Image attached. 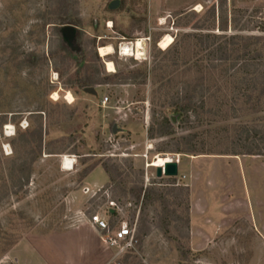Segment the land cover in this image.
I'll return each instance as SVG.
<instances>
[{"label":"rangeland","instance_id":"374dc122","mask_svg":"<svg viewBox=\"0 0 264 264\" xmlns=\"http://www.w3.org/2000/svg\"><path fill=\"white\" fill-rule=\"evenodd\" d=\"M72 1L78 41L59 28L61 0H0V264H264L232 205L264 199V157L245 155L264 150V0ZM257 38L262 60L241 71L233 50ZM140 39L144 59L122 56ZM222 43L224 63L210 55ZM106 46L115 52L103 58ZM85 76L97 95L79 88ZM163 117L174 134L150 139ZM162 155L179 160L177 178L147 169ZM106 164L118 167L105 187L123 210L110 222L136 226L139 240L113 261L88 222L106 201L85 192L107 182Z\"/></svg>","mask_w":264,"mask_h":264},{"label":"trees","instance_id":"16d2710c","mask_svg":"<svg viewBox=\"0 0 264 264\" xmlns=\"http://www.w3.org/2000/svg\"><path fill=\"white\" fill-rule=\"evenodd\" d=\"M61 3L64 5L65 7V11H64V14L65 17L61 20V23H60V26L59 28L60 29H63L65 27H74L76 29V35H75V40L78 41V39H81V37L83 36V32L81 30H79L80 26H79V22L76 23L72 16H71V9L68 8V5L67 3H72L74 4V1L72 0H61ZM58 28V27H57ZM222 29H224V25L222 26ZM219 37V38H217ZM221 36H216V39H220ZM236 40H239L238 37L236 36H232L229 40L230 43H233V44H237L236 43ZM248 40H251V41H246L244 43V45L238 49V50H233V52L235 53H240L237 55V60H241L242 61V64H241V71L244 70L246 67H250L251 64L254 65H257L256 62L262 60V56L260 54H258V52H253L252 50V47L253 46H256V45H259L260 42L262 41V39L260 38H257V39H248ZM255 42V43H254ZM228 43H222V44H219L218 46H216V49L215 50H210V55H216V58L219 59L220 61H222V63L224 62H228L230 61L231 59V56L228 54L229 50L227 48V45ZM238 45H240L238 43ZM80 51H81V46L78 45ZM65 51L66 53H68L65 49L63 50ZM243 55H242V54ZM256 54V55H254ZM233 60V59H232ZM261 78L263 81H264V71L262 72V74H260V77H257V79ZM97 82L91 77V76H85L84 78L80 79L77 84L79 86L80 89H86V88H89L90 86H92L93 84H96ZM256 82L254 81L253 85L255 84ZM262 95H264V88L262 90ZM67 103L68 104H73L75 99H74V96L71 94V93H68L67 95ZM191 105H186L185 106V110H186V115L188 112H190L192 109L190 107ZM158 125V128L157 130L155 128H152L148 131V135H149V138L150 139H154L156 135H159L161 137H165V136H172L174 134V127L170 121L169 118L167 117H163L162 120L157 124ZM245 155H249V156H263L264 157V150L263 152H259V153H255L253 151H249L248 153H246ZM103 169L104 171L106 172V174L109 176L110 178V183L113 184L115 181H116V176L115 174L118 172V167L113 165V166H109V165H104L103 166ZM134 195H136L137 199L140 201L141 200V195H142V192L143 190L142 189H139V190H133L132 191ZM146 197L144 198L143 200V205H148L149 201L153 202V200H151V194H153L152 191H148L146 193ZM150 197V198H149Z\"/></svg>","mask_w":264,"mask_h":264},{"label":"built area","instance_id":"2783aa9c","mask_svg":"<svg viewBox=\"0 0 264 264\" xmlns=\"http://www.w3.org/2000/svg\"><path fill=\"white\" fill-rule=\"evenodd\" d=\"M109 102V97H106L103 101V106H106ZM148 156L145 157L147 159ZM66 159L64 157L63 161ZM72 169L75 167L76 160H72ZM172 162L180 163L179 160L173 159ZM63 167V164H62ZM165 165L162 167L164 169ZM150 168L147 165V169ZM156 169V168H155ZM148 180V176H147ZM87 194L92 193V198H103L107 211L96 210L90 213L88 222L89 225L95 229L99 234L100 242L102 246L110 253V260L119 259L129 254H133L139 246V240L137 237L136 226H130L127 222L111 223L110 218L121 216L123 213L122 208L112 198L111 188L103 187L97 191L86 188ZM90 211V209H88Z\"/></svg>","mask_w":264,"mask_h":264},{"label":"crops","instance_id":"0c3cea01","mask_svg":"<svg viewBox=\"0 0 264 264\" xmlns=\"http://www.w3.org/2000/svg\"><path fill=\"white\" fill-rule=\"evenodd\" d=\"M243 166V165H242ZM244 167V166H243ZM245 168V167H244ZM104 170V169H103ZM106 173V172H105ZM108 176V175H107ZM90 178V177H89ZM88 178V179H89ZM86 185H87V188L90 189V190H93L91 189L90 185H89V181L87 180L86 181ZM110 183V178L109 176L107 177V182L104 183V184H101L98 188H103L105 187L106 185H108ZM253 200V203L252 201L249 202V200H242V201H239L236 199V201L234 202V204H232L235 208H236V215L237 217L239 218H243V219H246L248 220L251 225L254 226V232H253V236L255 238V241L257 242L258 244V247L261 251H264V199H263V196L262 197H258V198H251ZM257 207V213H252L251 210H254V207ZM221 210H226L224 208V206H222L220 208V211ZM222 212V211H221ZM254 212V211H253ZM238 218V219H239ZM224 221V218L223 217H220V218H216V224L218 225V229H219V234L221 233H224V227L222 226V222ZM91 227V226H90ZM91 230L95 233H98L95 229H93L91 227ZM100 240V239H99ZM30 248L32 249V246H30L29 244L25 245V248ZM35 248L33 247V250ZM261 260V259H260ZM86 262V259L82 261V264H84ZM87 264V262L85 263ZM260 264H263V259H262V262H260Z\"/></svg>","mask_w":264,"mask_h":264},{"label":"bare ground","instance_id":"6f19581e","mask_svg":"<svg viewBox=\"0 0 264 264\" xmlns=\"http://www.w3.org/2000/svg\"><path fill=\"white\" fill-rule=\"evenodd\" d=\"M201 7L198 6V10H200ZM174 44V38L170 35H166L159 43V48L163 51H167L172 45ZM114 48L113 46H106L99 48V53L101 57L107 58L114 54ZM121 53L124 57H134L136 60H142L146 56V44L144 39H140L132 44H122L121 45ZM59 98L58 94L54 95V99L57 100ZM7 130L9 131V134L12 136L14 128L10 126L7 127ZM164 156V155H162ZM68 158V157H66ZM71 160V159H70ZM72 161V160H71ZM172 156H159L153 164L149 165L150 168H162L164 165H166L169 162H172ZM65 162L66 159L63 161V170L65 169ZM72 164L73 161L69 165V169L65 171L72 170Z\"/></svg>","mask_w":264,"mask_h":264},{"label":"water","instance_id":"95a60500","mask_svg":"<svg viewBox=\"0 0 264 264\" xmlns=\"http://www.w3.org/2000/svg\"><path fill=\"white\" fill-rule=\"evenodd\" d=\"M119 1H114L110 4L109 8L110 10H116L119 8ZM62 35L67 39V40H75V35H76V29L74 27H65L62 29ZM78 49V48H77ZM85 93L92 94V95H97V92L93 88H86L84 89ZM117 131V128L114 127V133ZM156 176L158 178H163V177H170V178H177L179 176V163L177 162H169L165 165L164 169L163 168H156Z\"/></svg>","mask_w":264,"mask_h":264}]
</instances>
